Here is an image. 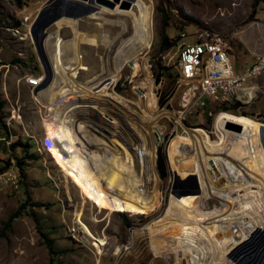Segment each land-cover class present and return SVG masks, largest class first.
I'll return each instance as SVG.
<instances>
[{"label": "rangeland", "instance_id": "1", "mask_svg": "<svg viewBox=\"0 0 264 264\" xmlns=\"http://www.w3.org/2000/svg\"><path fill=\"white\" fill-rule=\"evenodd\" d=\"M100 1L103 2L93 1L94 10L90 15L107 10L103 17L115 22L121 21L117 18L119 11L129 12L133 5L127 0ZM148 1L152 6V43L142 55L127 63H117L119 66H114L115 72L110 71L105 77L108 79V88L100 95L102 99H116L125 104L127 111L139 120L147 121L149 126L162 110L174 114L172 117L163 115L153 129L154 136L160 140L154 164L157 170L156 161L158 165L160 160L157 152L164 153L166 176L159 177L156 191L152 190L158 197L153 208L139 214L112 206L104 207L81 192L79 184L65 165L54 138L55 131L48 123L49 119L53 120L49 116L48 105L44 113L41 112L40 104L50 100L37 99L42 92L52 96L61 81L70 84L72 80L76 85L82 84L79 78L74 77L77 73L64 69L73 67V62L69 61L75 57L71 44L75 37L82 39L81 47L91 52L89 56L93 58L94 52L88 37L104 40L106 35L103 32L112 27L111 21L101 18L97 23L99 26H93L89 18L74 22L64 20L63 25L59 24L55 31L52 30H58L64 36V42L63 45L58 42V45L53 35H48L52 40L46 38L43 53L52 70V81L46 90L33 96L31 89H25L21 83L33 84L38 76H44L29 29L45 2L0 0V102L5 103L0 109V170L5 169L0 174V234H3L0 237V264H50L52 256L44 243L45 239L53 241V264H174L171 253L162 252L154 256L149 240L164 229L165 232H175L180 224L176 219H169V215L179 200L180 179L184 173L185 164L181 156L184 129L201 131L211 142L237 149L246 159L261 162L260 171L264 176V75L253 79L256 96L250 102H232L228 105L232 111L228 113L214 103L208 109L196 107L186 114L184 120L179 117L181 89L172 83L177 77L175 57L178 47L183 43H193L198 36L202 39L209 36L211 39L213 35L229 45L233 64L238 71L246 69L256 55L264 54V0H260L255 9V0ZM141 15V19L136 20L135 33L129 40L132 47L135 44L133 37L142 30L146 19L145 4ZM161 33L174 42V46L166 51L160 50ZM59 47L70 50L67 52L65 49L60 53ZM47 50H53L54 56L60 54L58 61L66 77L54 71V56L48 55ZM125 50L122 48L121 52ZM161 67L164 68V75L156 83L155 75L160 73ZM76 70L79 75H85L84 69L77 65ZM165 88L170 89V92L160 107V95ZM154 94L158 110L152 109L151 98ZM60 104H64V99L51 105L50 109L54 110ZM13 111L19 114L17 125L20 127L9 121L11 114L14 115ZM122 117L123 121L130 123L129 116ZM89 118V129L94 132L92 126L96 124L93 121L95 117ZM124 130L128 132V127ZM100 131L104 133L103 129ZM148 132L149 127L135 130L136 136L146 141L149 140ZM45 135L50 147L45 143ZM171 140L177 146L176 176L167 150ZM20 141L29 143L31 148L27 151L11 148L13 143ZM125 143L128 144V141ZM123 155L124 160L131 163L130 155ZM17 161H22L21 167H18ZM224 163L229 165L226 160ZM210 172L215 175V170L210 169ZM217 175L219 177V171ZM220 179L223 180L222 177ZM248 186L246 184L243 188ZM213 195L212 198L217 199ZM220 202L223 205L226 203L225 200ZM21 206L20 216L5 229L7 220ZM260 209L259 213L263 214L264 206ZM186 213L191 216L195 211L187 210ZM93 242L98 248L93 246ZM244 254L239 256L240 259L237 256L228 258V262L243 263Z\"/></svg>", "mask_w": 264, "mask_h": 264}, {"label": "bare ground", "instance_id": "2", "mask_svg": "<svg viewBox=\"0 0 264 264\" xmlns=\"http://www.w3.org/2000/svg\"><path fill=\"white\" fill-rule=\"evenodd\" d=\"M127 1L133 2L131 10L119 11L117 18L121 21H114L110 27L112 32L115 31V35H106L104 40L95 39L92 46L94 57L99 58V61H93V69L84 72L85 75L72 74L79 78L82 84L76 85L72 80L68 84L63 80L59 87L56 86L58 88L52 96L42 92L38 94L37 99L50 100L47 102L48 110L53 120L49 119L48 123L55 131L54 138L56 143H59L57 146L65 159V165L79 184L81 192L104 207L112 206L118 210L125 209L140 214L150 211L158 199L153 193L159 185L154 155L160 140L154 136L153 129L163 115L172 117L174 114L172 111L162 110L149 126L147 121H141L127 111L125 104L116 99L101 98L103 91L108 88L106 86L108 79L105 77L110 71L115 72L114 66L142 55L152 43V6L148 0ZM82 3L92 4L90 0ZM144 4L146 19L143 21L142 30L133 37L135 44L132 47L129 40L135 33L136 20L142 17ZM104 13L97 12L93 15L102 16L103 19ZM79 19L62 18L46 29L41 40L43 49L48 38L52 40V37H49L50 32L59 24L64 20L74 22ZM204 38L201 40L212 41L209 36ZM136 46L138 48L134 50ZM122 48L127 50L121 52ZM47 53L51 57L54 56L53 50H47ZM59 56L60 54L56 53L52 63L54 71H58L61 76L65 72L63 67L58 66L56 69L57 65H60ZM99 85L101 87L94 91ZM79 86L83 88L79 89ZM67 97L78 98L81 101L78 110L76 109L79 122L72 125L69 130L61 125L63 104L54 110L50 109L51 105L61 99L66 100ZM122 116H129L130 123L123 121ZM89 117H95L93 121L96 124L91 126L95 128V133L98 132L96 134L89 129L90 121L87 122L90 120ZM127 127L128 132L124 130ZM144 127H149L147 141L138 138L135 133V130ZM102 129L104 133L100 131ZM126 140L128 144L125 143ZM181 147V156L185 164L184 173L180 179L179 200L169 215V219H176L180 224L177 225L175 232H165L164 229L157 231L160 236L150 235L152 253L154 256L162 252L171 253L174 256V264H230L228 258L238 257L246 246L254 245L259 235L258 231L264 230V211L263 214L259 213L261 206H264V176L260 171L261 162L246 159L237 149L211 142L198 130L184 129ZM124 153L130 155L131 163L124 160ZM224 160L230 166L225 164ZM210 169L215 170V175ZM218 171L219 177L216 176ZM246 184L249 186L243 188ZM241 192L243 194L239 196ZM213 194L217 199L212 198ZM221 200H225L226 203L221 204ZM187 210L195 211V214L190 216L186 213ZM93 246L98 248L95 242Z\"/></svg>", "mask_w": 264, "mask_h": 264}, {"label": "built area", "instance_id": "3", "mask_svg": "<svg viewBox=\"0 0 264 264\" xmlns=\"http://www.w3.org/2000/svg\"><path fill=\"white\" fill-rule=\"evenodd\" d=\"M230 52L229 45L213 35L212 41H202L198 36L193 43H183L178 47L175 84L177 89H181V120L196 107L208 109L211 103L222 107L232 102H250L255 98L253 79L264 75V54L256 55L246 69L238 71ZM43 77L38 76L33 84H27L31 92L41 85Z\"/></svg>", "mask_w": 264, "mask_h": 264}, {"label": "water", "instance_id": "4", "mask_svg": "<svg viewBox=\"0 0 264 264\" xmlns=\"http://www.w3.org/2000/svg\"><path fill=\"white\" fill-rule=\"evenodd\" d=\"M82 1L87 0H47L30 26L29 35L36 52L38 62L44 74V79L41 85L32 91L33 96H37L40 91L45 90L52 80V73L41 45V40L45 30L62 18L79 19L89 16L94 10L92 6L94 2L93 0H90L92 4L87 5L82 3ZM98 2L101 1L98 0ZM45 104L46 103H43V105ZM262 135L264 137V130L262 131ZM57 144L59 145V143ZM258 233L259 235L255 240V244L250 247L246 246L242 251V253H245L243 256L244 262L241 263V261L237 262L236 260L237 264H264V230H260ZM239 256L240 255H238V258Z\"/></svg>", "mask_w": 264, "mask_h": 264}, {"label": "crops", "instance_id": "5", "mask_svg": "<svg viewBox=\"0 0 264 264\" xmlns=\"http://www.w3.org/2000/svg\"><path fill=\"white\" fill-rule=\"evenodd\" d=\"M97 17V18H96ZM87 18H89L88 19V21L89 22H91V24H93V26H94V24L96 23V25H98L97 23L100 21V19H101V16H96V15H92V16H89V17H87ZM96 18V19H95ZM103 19H105V17H103ZM105 20H109V18L108 19H105ZM87 21V20H86ZM111 21V24L114 22V21H112V20H110ZM66 22V21H65ZM64 21L61 23V25H63L64 23H65ZM99 26V25H98ZM93 29H94V27H93ZM96 29H98V28H96ZM111 28H109V30L108 31H105L104 30V34L103 35H115V31H111L110 30ZM55 31V30H54ZM51 34L50 35H53V37H54V39H55V41H56V43L58 44V42H59V44H62L63 45V42H64V36H62V35H60L59 34V32H58V30L56 31V32H53V31H51L50 32ZM89 38V44H92V45H94V42L96 41L95 39H93L92 40V38L91 37H88ZM76 40V41H75ZM61 42V43H60ZM85 42V41H84ZM58 44V45H59ZM81 44H82V39H79L78 37H75L74 38V41L72 42V48H73V50L72 51H74L73 52V55H75V59L73 58H71V60L69 59V61H71V62H73V67L71 66V68H64L66 71H72L73 69V71H72V73H78V71L77 70H75L76 69V65H77V67L79 66L80 67V65L81 66H83L82 67V69H84V72H87L88 70L90 71L91 69H93L92 68V66L94 67V63H93V61H96V60H98L99 61V58H97L96 59V57H94L95 56V52L93 51L94 50V46H92L91 45V49H92V53L94 52V56H93V58H91L89 55L91 54V52H87L86 51V48H82L81 47ZM79 47V48H78ZM76 48V49H75ZM82 48V49H81ZM66 49V48H65ZM65 49H63L62 47H59V51H60V53H63V51L65 50ZM84 49V50H83ZM67 50V52L70 50V48L69 49H66ZM81 52V53H80ZM77 55V56H76ZM87 55V56H86ZM79 56H80V58H79ZM83 58V59H82ZM86 59V60H85ZM90 59V60H89ZM91 65V66H90ZM58 66L59 67H61V64L60 65H57V67H56V69L58 68ZM74 66H75V68H74ZM81 68V67H80ZM54 70H55V68H54ZM21 85H23L24 87H25V89H28L29 90V87L23 82V83H21ZM48 101H46V104L45 105H43V104H40L41 106H42V109H41V112H43L44 113V110L45 109H47V105H48V103H47ZM66 102V103H65ZM79 104V105H78ZM80 104H81V101L78 99V98H69V97H67L66 98V100H64V106L62 105L61 106V125H62V127H64V129H67V130H69L70 128H71V126L72 125H75L77 122H79V120H78V118L76 117V111L78 110V107L80 106ZM78 105V106H77ZM75 106V107H74ZM68 107V108H67ZM74 107V108H73ZM66 110V111H64V110ZM77 109V110H76ZM68 111V112H67ZM14 115H12L11 114V116H10V119H9V121L10 122H12L13 123V125H15V126H18V127H20V125H17L18 124V118H19V114H17V112L16 111H13L12 112ZM66 113V114H65ZM75 113V114H74ZM72 114V115H71ZM66 115V116H65ZM64 116V117H63ZM64 118V119H63ZM65 118H67V119H65ZM68 120V121H67ZM77 120V121H76ZM67 122V123H66ZM20 124V123H19ZM45 143L50 147V145H49V139H48V137L45 135ZM0 155H1V150H0Z\"/></svg>", "mask_w": 264, "mask_h": 264}, {"label": "trees", "instance_id": "6", "mask_svg": "<svg viewBox=\"0 0 264 264\" xmlns=\"http://www.w3.org/2000/svg\"><path fill=\"white\" fill-rule=\"evenodd\" d=\"M260 0H255L254 1V4H253V8L255 9L258 5ZM172 46H174V42L169 39L166 35H164L163 33H161V39H160V50L161 51H166L168 50L169 48H171ZM163 70L164 68L161 67V71L158 75H155V81L156 83H159L160 80H161V77L164 75L163 73ZM175 81H176V78L175 80L172 82L173 85L175 84ZM174 88V87H173ZM170 92V89H167L165 88V90L162 91L161 95H160V102H159V106H163V104L166 102V96L169 94ZM152 100V109L154 110H158L157 108V105H156V101H155V94L152 96L151 98ZM5 103L3 102H0V109L3 107ZM233 108H237V106H232ZM221 109L228 113L231 110V107L230 106H222ZM0 121H1V116H0ZM12 149L14 148H22V149H25V151H27V149L31 148V145L29 143H22L21 141L20 142H15L12 144L11 146ZM168 156H169V159H170V162L172 164V167H173V170H174V173H175V176H176V173H177V146L174 142V140H171L170 143H169V146H168ZM158 153V158L160 159L159 160V164L157 165V161H156V166H157V171H158V174H159V177L161 178H165L166 174H164V171H165V158H164V153H161L160 151L157 152ZM31 158H33L31 156ZM22 161H17V165L18 167H21V163ZM5 169H2L0 170V174L4 173ZM175 179V178H174ZM23 208V206L19 207L11 216L10 218L7 220V222L5 223L4 225V228L5 229H8L13 220L18 218L20 216V213H21V209ZM3 234L1 233L0 234V237H2ZM44 243L48 249V252L49 254L52 256L51 257V260H50V264H53V255L55 254L54 250H53V241L50 240V239H45L44 240Z\"/></svg>", "mask_w": 264, "mask_h": 264}]
</instances>
